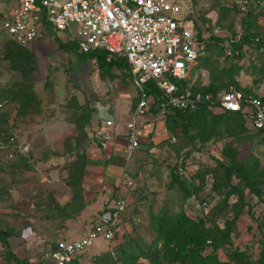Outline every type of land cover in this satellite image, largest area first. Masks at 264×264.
Masks as SVG:
<instances>
[{"label":"rangeland","instance_id":"374dc122","mask_svg":"<svg viewBox=\"0 0 264 264\" xmlns=\"http://www.w3.org/2000/svg\"><path fill=\"white\" fill-rule=\"evenodd\" d=\"M238 1L193 0L192 8L184 10L192 12L198 21L222 23L226 28L222 36L244 30L248 24L253 37L264 39V0H242L246 11L234 6ZM18 3L19 0H0V132L13 133L20 149L28 146L25 153H30L32 159L29 165L16 155L17 150L0 149V230L10 233L7 242L0 233V264H19L12 259L14 256L8 255L9 249L24 264H52L43 258L42 216L46 209L62 214V207L71 202L74 193L78 195L70 182L78 175L88 142L100 124L99 106L110 105L114 116L118 118L122 112L121 117L126 120L137 102L138 92L126 64L102 66L94 54L86 57L75 47V40L70 38L72 34L78 36L75 25L65 30L45 25V31L46 27L50 29L45 38L53 36L52 50L41 57L36 54L34 59L27 54L26 60L18 58L14 54L16 49L31 46L15 43L2 29L3 18ZM60 40L65 47L59 48ZM224 43L208 38V56L189 67L190 80L212 91L241 88L264 96V46L246 44L239 57H225ZM210 110L184 128L183 122L180 123L173 131L178 139L173 146L176 154L169 162L177 163L176 167L167 162L170 156H153L146 164L147 170L142 171L145 179L132 174L134 183L130 191L135 196H145L146 200L144 205L128 202L127 213L118 217V224L122 225L118 228L119 235L129 230L133 235L150 238V227L145 221L149 204L155 209L162 205L174 211L185 209L181 187L172 183V173L179 165L190 168L181 173L186 187L193 192L190 198L213 201L216 205L223 197L216 192L214 182L227 183L222 164L235 163L249 172L251 181L260 188V192L255 191L236 172L232 174L230 181H238L244 196V205L237 216L234 217L232 205L220 213L213 207L195 212L187 209L194 217L206 218L208 224L215 218L223 226L224 220L234 217L236 230L232 241L219 249L220 257L227 259L230 250L237 247L246 252L253 264H264L260 262L264 233L259 225L264 222V133L251 128L245 118ZM196 178L203 181L199 190L194 188ZM156 193L157 198L152 195ZM68 195L72 198L64 204ZM98 221L97 215L86 214L82 225H75L66 235L82 236L85 229ZM118 237L112 241L99 238L78 254L72 264H101L96 257H103V264H115L112 260L118 257ZM111 251L115 252L112 260L107 257ZM136 264L152 263L140 258Z\"/></svg>","mask_w":264,"mask_h":264},{"label":"built area","instance_id":"2783aa9c","mask_svg":"<svg viewBox=\"0 0 264 264\" xmlns=\"http://www.w3.org/2000/svg\"><path fill=\"white\" fill-rule=\"evenodd\" d=\"M183 1L19 0L3 18L2 29L11 38L27 44L43 36L46 24L56 30L75 25L78 36L72 34L70 38L81 52L104 50L107 60L126 57L138 92L131 118L126 122L131 148L139 146L138 127L146 123L152 108L154 121H166L174 110H195L207 104L213 110L239 111L251 128L264 130L263 95L237 88L213 93L192 86L181 87L180 83L189 76V67L207 53L210 35H220L226 30L217 22L198 21L192 12L184 10V7L192 8L193 0ZM236 3L241 11L247 10L242 0ZM243 34V30L226 34L227 54H233V44L240 42ZM101 110L96 138L98 145L107 148L113 139L115 117L109 106ZM169 141L175 143L177 135L170 133ZM23 147L19 148L13 133L0 132V149L12 148L17 150L16 155L28 154L25 153L28 146ZM188 169L183 164L178 167L181 173ZM191 203L196 210H208L213 205V201L200 199H192ZM127 206V199L121 197L113 212L93 224L81 237L60 239L56 245L47 247L43 258L52 264H70L99 238L112 241L118 230V217Z\"/></svg>","mask_w":264,"mask_h":264},{"label":"trees","instance_id":"16d2710c","mask_svg":"<svg viewBox=\"0 0 264 264\" xmlns=\"http://www.w3.org/2000/svg\"><path fill=\"white\" fill-rule=\"evenodd\" d=\"M240 11L238 4L234 5ZM208 21V20H207ZM222 24V23H221ZM223 25V24H222ZM245 25V24H244ZM248 25V24H246ZM244 26V34L243 37L240 39V42L233 44L234 45V52L232 55L226 53V47H228L227 37L211 34L210 38L212 37L213 40H217L218 42H222L224 40V56L225 57H239L243 53V47L246 44H256L259 46H264V39L253 37L252 33L249 31L247 26ZM235 32V31H233ZM212 40V39H211ZM15 43H19L17 40ZM60 43V47H65L66 44L61 40L58 42ZM210 44V43H209ZM28 46L27 44H24ZM75 47L78 48L77 43L75 42ZM207 48L209 50L208 44ZM16 49L15 55L20 57L23 60H26V54L30 56L32 59L35 58L36 54L35 51L30 47ZM239 50V52H236ZM94 54L99 60L100 64L104 66L108 64L109 66H117V65H127L129 68V64L127 58L124 56H117L113 60H107V54L104 50H93L91 52H85V56L89 57L90 55ZM208 56H202L199 60L204 59ZM198 60V61H199ZM181 87H188L192 86V88L203 89L205 91L216 93L217 91H212L209 88H204L201 86H196L188 76L185 80L181 83ZM211 87V86H210ZM242 90L243 92L247 93L241 88H237ZM229 90V89H226ZM211 111L207 104H203L199 108L195 110H174L170 113L169 117L167 118V124L169 129L173 132L177 129V126L181 124L182 128L187 125V123H191L193 119L199 118L201 114L204 112ZM219 111V110H217ZM220 112H227L233 115L235 118L244 119L243 115L239 111L233 110H225ZM179 123V124H178ZM264 133V130H257ZM174 133V132H173ZM176 134V133H175ZM177 135V134H176ZM177 144V142L173 143L172 146ZM19 157L24 159L28 164L31 163V154H20ZM182 161V160H181ZM86 163V155L84 154V160L82 161V167L79 168L78 175L75 177L74 182H70L73 185V189H76V194L74 196L79 197L81 195L82 183H81V176L82 172L85 168ZM176 164L173 167H176ZM224 168L223 174L227 177V183H220V180L214 182L215 183V190L217 193L222 194V199L218 204L213 205L211 207L215 208L216 212L225 211L229 205H232L234 209V217L239 214L242 205H244V196L243 190L239 187L238 181L232 182L230 178L234 172L242 177L245 185H248L255 191L260 192V188L255 186V184L251 181V178L248 176L249 172H247L242 166L236 165L235 163L229 165H223ZM200 168H198L199 171ZM208 176V175H207ZM226 179V178H225ZM196 178L195 182V189L199 190L203 184V181ZM206 180V177H205ZM208 181V177H207ZM172 183H178L181 187L183 197L188 200L191 195H193L191 190H189L184 181L183 177L181 176V172L179 170H175L172 173ZM213 183V178H212ZM184 187L186 189H184ZM231 197H235L234 200H231ZM205 200V199H203ZM218 200V201H219ZM246 205V204H245ZM220 206V207H218ZM210 207V209H211ZM137 205L135 207V210ZM148 214L146 216L145 221L148 222L150 227V238L147 239L141 235H133L131 231L125 230L123 234L119 235L120 231L116 230L114 238L119 236L117 239H120L117 246L118 257L117 259L120 260L117 262L115 259L112 251L107 253V257L111 259L115 264H136L140 258H146L147 260L151 261L152 264H253V261L249 260V257L246 255L244 250H241L237 247H234L230 252L227 254V259H222L219 255V249L221 247L226 246L228 243L232 241V233L236 230V225L233 220L234 217L224 220V225L221 226L219 223L215 221V218L211 219L212 222L210 224L207 223V219L202 216L194 217L192 215L187 214V212L181 208L179 210H171L167 205H162L158 209H155L154 206L149 204L148 207ZM68 203L62 207V218H65V214H68ZM53 212V209L50 210ZM213 211V210H212ZM59 213V212H56ZM226 214V213H225ZM214 222V223H213ZM260 229L264 233V222L260 223ZM1 239L7 242L9 238V231L8 230H0ZM211 240V243L208 242ZM210 246V250H207V247ZM88 249V248H87ZM85 251V250H84ZM81 253V252H80ZM79 253V254H80ZM10 257L15 259L19 264H24L18 256H16L11 249H9ZM78 255V254H77ZM75 256L71 263L75 262L78 256ZM97 263L100 262L103 264L105 261L103 257H96ZM27 261H25L26 263ZM260 262L264 263V249L261 250L260 255ZM29 263V262H27ZM255 264H259L256 262Z\"/></svg>","mask_w":264,"mask_h":264},{"label":"crops","instance_id":"0c3cea01","mask_svg":"<svg viewBox=\"0 0 264 264\" xmlns=\"http://www.w3.org/2000/svg\"><path fill=\"white\" fill-rule=\"evenodd\" d=\"M49 30L50 29H47L46 27L43 36H40V38L33 42L27 43V45L31 46L35 51V54H38L39 57L45 53H49L54 47V43H52L53 40L51 39L53 36L49 34L51 36L47 39L45 38V34ZM220 35L222 36V34ZM81 53L85 55V52ZM206 54H208V50ZM86 78H90L89 75H86ZM124 103H126L125 106H129L128 102ZM103 106H109L112 115L115 114L112 112V107L110 105ZM103 106H99V109L97 110V119L99 123V116ZM131 111L132 110H130V117L126 120L122 119V112L119 113L118 118L114 116L115 131L113 139L107 148L98 145L96 131L94 132V136L91 137V140H89L85 149L86 163L81 176V195L79 197L74 196L71 202L68 203V214H65L64 212V219L60 215V212H51L49 209H46L44 216H42V223L44 224L42 230L44 233L42 234L43 238L41 241L43 243V248L46 249L51 245H56L60 239H77L81 237H70L66 234L71 232L72 227L75 225H82V221L86 214L90 215V217L97 215L98 220L109 215L115 210L117 202L121 197L126 198L131 204L139 202L140 205H144L143 201L146 200L145 196H141V194L135 196L134 192L130 191V188L132 187L131 184L134 183L132 174H135L134 177L138 178L140 175L141 178L145 179L142 171L147 170L146 164L150 163L154 157L167 158L170 156L167 162L174 165L173 162H169L170 159L172 160V156H175L176 154L175 149L172 146L173 143L169 141L170 133L172 134L173 132L169 129L166 122L167 120L154 121L152 119L153 108L148 114L146 123L144 125H139L138 127L139 146L135 148L130 147L129 128L126 122L131 118ZM152 195L155 196V198L158 197L157 193ZM71 198L72 195H68L63 203H67ZM192 199L193 198H189L185 203L184 210L189 215H191V213L188 211V207L192 212H195L196 210L191 203ZM128 207L129 206L120 213L121 216L124 215ZM87 212H89V214ZM89 228L85 229L83 233ZM118 228L121 229L122 225L118 224ZM122 231L123 230H121V232ZM52 233L54 235L51 237Z\"/></svg>","mask_w":264,"mask_h":264}]
</instances>
